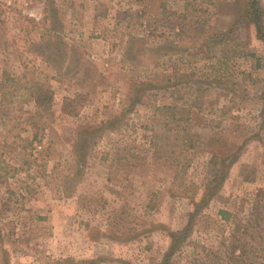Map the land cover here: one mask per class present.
Segmentation results:
<instances>
[{
  "label": "rangeland",
  "instance_id": "obj_1",
  "mask_svg": "<svg viewBox=\"0 0 264 264\" xmlns=\"http://www.w3.org/2000/svg\"><path fill=\"white\" fill-rule=\"evenodd\" d=\"M242 3L0 0V264L159 263L236 158L174 261L219 264L255 199L264 213V43ZM180 73L206 90L195 147L159 158L155 109L199 95L166 90ZM161 74L174 80L155 88ZM36 85L52 92L41 106Z\"/></svg>",
  "mask_w": 264,
  "mask_h": 264
},
{
  "label": "trees",
  "instance_id": "obj_2",
  "mask_svg": "<svg viewBox=\"0 0 264 264\" xmlns=\"http://www.w3.org/2000/svg\"><path fill=\"white\" fill-rule=\"evenodd\" d=\"M242 1V20L251 24L255 27L257 38L264 43V7L261 5L260 0H238ZM218 41L216 45H225V42L230 39V37L223 33H218L216 36ZM141 41L139 37H132L131 42ZM212 44V42H211ZM203 46H209L208 42L202 43L200 49L195 53L198 56L199 52H202ZM199 51V52H198ZM168 53L164 52L160 56H167ZM226 66V63H225ZM175 79L179 80V83L166 87V90L177 88L190 87L193 89L196 87V91L199 93L195 97L192 103L184 101V96L180 98L183 103L181 106L178 105H164L155 109V112L159 114L160 123L163 124L162 135H156L154 142L155 149L158 151L159 158H164V156L171 154L174 155L177 148L181 146V143L189 148L193 149L195 146L193 144L197 134L193 133L192 126V112L193 109L199 108L201 105L200 98L206 93L203 89L202 81L195 79V74H177L174 76ZM173 79L170 75H156L153 76V86L157 88L161 83H169ZM183 82V83H181ZM216 84H222V81H215ZM183 85V86H182ZM154 88V87H153ZM52 92L49 89H45L40 85H36L33 88V99H35L38 106L43 105L47 100H51ZM117 119L110 120L104 123V127L114 129V124ZM181 131L176 132L175 131ZM103 130L102 128H97L96 131ZM174 132V134H173ZM173 149L169 152V149ZM236 158H231L228 162L230 165H223L216 171L214 180L210 186L204 191L203 196L200 200H196L193 203L194 210L189 215V220L184 229L180 231L170 232V245L166 250L162 260L156 264H174V261L180 257L183 253L184 247L188 243L194 229V222L199 217L200 212L203 208H206L213 198L216 196L217 191L223 186L227 174L228 168L233 163H235ZM225 162V161H222ZM215 164H219V160L215 159ZM259 196V195H258ZM262 202L255 199L252 203L250 218L246 226L238 235H233L230 243L226 244L224 247V252L222 257H218L219 264H264V213L262 211ZM220 214L224 220H229L231 214L228 211L221 210ZM197 248V247H195ZM205 249L208 257L213 255L209 254V250ZM198 250V249H197ZM222 253V251H221ZM210 255V256H209ZM91 261H95L92 259ZM90 261V262H91ZM199 264V263H198ZM218 264V263H216Z\"/></svg>",
  "mask_w": 264,
  "mask_h": 264
}]
</instances>
